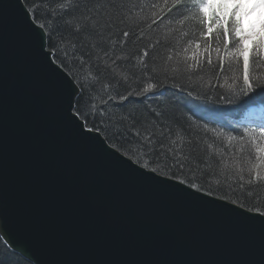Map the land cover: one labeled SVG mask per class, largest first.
<instances>
[{
  "label": "snow or ice",
  "instance_id": "obj_1",
  "mask_svg": "<svg viewBox=\"0 0 264 264\" xmlns=\"http://www.w3.org/2000/svg\"><path fill=\"white\" fill-rule=\"evenodd\" d=\"M13 8L18 13L10 72L6 21ZM35 69L44 83L35 79ZM262 75L264 0L0 5V221H15L32 241L20 246L0 234L6 241L0 244V264H264V197L255 191L264 186V106L248 119L229 121L224 115L241 116L257 90L264 93ZM17 93L41 121L68 129L80 141L97 139L98 150L138 184L237 226L227 233L215 230L233 255L223 261L42 257L40 246L67 245L72 236L46 218L8 164L9 101ZM136 104L143 112L129 107ZM93 132L112 140L111 150ZM179 215L171 232L142 239L171 248L213 231Z\"/></svg>",
  "mask_w": 264,
  "mask_h": 264
},
{
  "label": "water",
  "instance_id": "obj_2",
  "mask_svg": "<svg viewBox=\"0 0 264 264\" xmlns=\"http://www.w3.org/2000/svg\"><path fill=\"white\" fill-rule=\"evenodd\" d=\"M13 0H0V5ZM18 2V0H16ZM7 17V60L11 72L15 61V15ZM47 45L45 51H47ZM35 79L46 77L35 69ZM37 103L42 98L37 95ZM110 144L99 132L90 134ZM8 164L16 178L31 188L33 198L41 205L46 218L68 230L72 243L53 247L40 246L48 257L69 260L121 258H185L223 261L233 255L220 233L236 229L230 221L207 215L202 210L186 208L162 194L138 184L118 168L111 157L98 150L97 139H76L58 125L41 121L25 107L17 93L9 101ZM181 213L213 231L176 247L157 245L142 237H159L171 232ZM0 234L16 245L32 243L15 221H0ZM103 238V243L98 241ZM6 242V241H4Z\"/></svg>",
  "mask_w": 264,
  "mask_h": 264
},
{
  "label": "trees",
  "instance_id": "obj_3",
  "mask_svg": "<svg viewBox=\"0 0 264 264\" xmlns=\"http://www.w3.org/2000/svg\"><path fill=\"white\" fill-rule=\"evenodd\" d=\"M46 6V5H45ZM153 39H155V37H153ZM130 47H132V45H130ZM229 76H231V73H229L228 74ZM262 78H264V75H262ZM221 80H223V77H221ZM205 82H208L207 81V79H206V81ZM228 82L229 83H231V79H229L228 80ZM211 84H215L216 83V81L215 80H212L211 82H210ZM241 83H242V81H241ZM258 91V94H256V95H253V94H250V95H253V103H251V104H259V103H261V100L262 99H264V93H259V90H257ZM211 95H213V96H215V93H210ZM162 100L164 99V98H161ZM183 99H184V96H183V94H181L178 98H176V101H177V104H179V103H181L182 101H183ZM244 99H248L247 97H245ZM99 102H100V97H96V103L97 104H99ZM250 105V104H249ZM165 106L166 107H171L172 105H171V103L170 102H168V101H165ZM217 107H221V108H232V107H234V105H230V104H219V105H216ZM129 107H135V108H137V109H139V111L140 112H143V106L141 105V104H136V105H129ZM119 114V110L117 109V110H113V118H115V115H118ZM226 114V113H225ZM224 114V115H225ZM227 119V118H226ZM90 126V125H89ZM102 127H107V124L105 123L104 125H102ZM210 127H217V128H219L220 126H218V125H215V124H212V125H210ZM225 131L227 132L228 130L227 129H225ZM103 136H104V133L103 132H100ZM107 142L111 145L112 143H113V141L112 140H107ZM135 146V145H134ZM256 191V193L259 195V196H261V197H264V186H262L261 188H259V189H256L255 190ZM4 242L3 241H0V244H3Z\"/></svg>",
  "mask_w": 264,
  "mask_h": 264
}]
</instances>
